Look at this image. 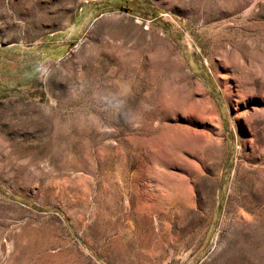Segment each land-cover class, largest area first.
I'll use <instances>...</instances> for the list:
<instances>
[{
	"label": "rangeland",
	"instance_id": "obj_1",
	"mask_svg": "<svg viewBox=\"0 0 264 264\" xmlns=\"http://www.w3.org/2000/svg\"><path fill=\"white\" fill-rule=\"evenodd\" d=\"M0 264H264V0H0Z\"/></svg>",
	"mask_w": 264,
	"mask_h": 264
}]
</instances>
